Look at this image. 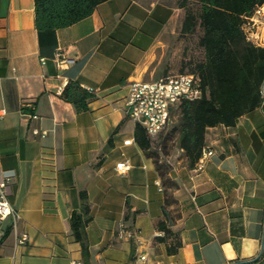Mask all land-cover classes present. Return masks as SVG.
I'll return each mask as SVG.
<instances>
[{
  "label": "crops",
  "instance_id": "0c3cea01",
  "mask_svg": "<svg viewBox=\"0 0 264 264\" xmlns=\"http://www.w3.org/2000/svg\"><path fill=\"white\" fill-rule=\"evenodd\" d=\"M184 17L178 0H105L37 30L34 0H0V168L14 172L19 215L2 224L0 264H264V108L208 127L202 168L179 145L180 117L145 151L125 114L130 81L184 71ZM57 50L69 62L57 65ZM69 81L93 91L87 108L64 98ZM81 191L86 256L69 223Z\"/></svg>",
  "mask_w": 264,
  "mask_h": 264
},
{
  "label": "trees",
  "instance_id": "16d2710c",
  "mask_svg": "<svg viewBox=\"0 0 264 264\" xmlns=\"http://www.w3.org/2000/svg\"><path fill=\"white\" fill-rule=\"evenodd\" d=\"M103 1L34 0L35 26L37 30L69 26L90 15ZM195 1L199 4L196 9L189 5V0H178L185 9L180 34L194 32L199 26L198 45L203 50V59L188 70L196 75L201 94L181 101L177 127L179 145L190 166L197 164L208 127L234 125L236 119L246 112L258 106L264 108V46L247 40L242 29L245 16L264 4V0ZM62 95L77 109L87 108L88 100L94 97L92 90L82 88L76 81H69ZM134 138L142 149L148 150L151 139L139 124L135 125ZM80 199L81 205L71 212L69 223L86 256L88 248L84 229L92 216L85 191L80 192ZM158 227L164 231L165 237L172 235L163 221L158 222Z\"/></svg>",
  "mask_w": 264,
  "mask_h": 264
},
{
  "label": "built area",
  "instance_id": "2783aa9c",
  "mask_svg": "<svg viewBox=\"0 0 264 264\" xmlns=\"http://www.w3.org/2000/svg\"><path fill=\"white\" fill-rule=\"evenodd\" d=\"M242 29L247 40L255 45L264 46V4L258 5L252 14L245 16ZM53 59L59 66L69 62V58L61 50L55 51ZM200 94L198 79L188 70L166 73L151 81L132 80L128 83L125 114L136 124L141 125L146 135L152 140L160 134L171 132L175 120L181 115L180 103L183 99H194ZM29 105L33 107L32 103ZM31 116L37 117V114L33 112ZM130 141L131 139H127L124 142ZM212 153L211 149L203 146L197 160V167L202 168ZM130 167L131 163L127 157L117 161L114 166L119 174H124ZM13 175V171L0 168V239L4 235L2 228L4 220L9 218L10 225L15 227L19 218L16 209L7 199L11 191L10 179ZM163 233L164 231L161 230L157 234ZM28 238L27 232L19 233L16 237L17 244L24 245ZM72 263L80 264L77 261Z\"/></svg>",
  "mask_w": 264,
  "mask_h": 264
},
{
  "label": "rangeland",
  "instance_id": "374dc122",
  "mask_svg": "<svg viewBox=\"0 0 264 264\" xmlns=\"http://www.w3.org/2000/svg\"><path fill=\"white\" fill-rule=\"evenodd\" d=\"M189 5L194 9L198 8L199 4L195 0H189ZM201 34V29L199 26L196 27L194 32L187 34H177V39H182L185 41V51H186V62L184 64L183 70H191L194 64L203 59V50L198 45V38Z\"/></svg>",
  "mask_w": 264,
  "mask_h": 264
},
{
  "label": "water",
  "instance_id": "95a60500",
  "mask_svg": "<svg viewBox=\"0 0 264 264\" xmlns=\"http://www.w3.org/2000/svg\"><path fill=\"white\" fill-rule=\"evenodd\" d=\"M249 260L243 261V262H248Z\"/></svg>",
  "mask_w": 264,
  "mask_h": 264
}]
</instances>
